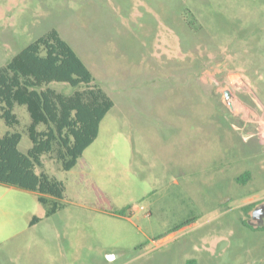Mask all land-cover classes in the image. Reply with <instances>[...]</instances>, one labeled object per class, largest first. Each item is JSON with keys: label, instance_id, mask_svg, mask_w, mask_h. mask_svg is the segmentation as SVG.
Instances as JSON below:
<instances>
[{"label": "rangeland", "instance_id": "374dc122", "mask_svg": "<svg viewBox=\"0 0 264 264\" xmlns=\"http://www.w3.org/2000/svg\"><path fill=\"white\" fill-rule=\"evenodd\" d=\"M51 30L114 106L73 169L42 157L64 206L46 218L36 200L0 264H264L243 210L264 202V0H0V67ZM13 113L0 137L26 153L30 117Z\"/></svg>", "mask_w": 264, "mask_h": 264}, {"label": "trees", "instance_id": "16d2710c", "mask_svg": "<svg viewBox=\"0 0 264 264\" xmlns=\"http://www.w3.org/2000/svg\"><path fill=\"white\" fill-rule=\"evenodd\" d=\"M52 83L76 90L64 95L52 89ZM16 105L25 106L29 114L26 131L31 147L26 153L19 150L21 134L16 131L0 137V185L35 193L48 218L64 206L65 187L43 171L36 173L43 166L42 157L53 159L64 171L73 169L97 138L114 103L73 48L51 30L0 67V116L8 127L19 124L13 113ZM40 125L43 130H38ZM249 178L244 172L237 181ZM253 207L243 210L248 213ZM39 220L33 217L30 225Z\"/></svg>", "mask_w": 264, "mask_h": 264}, {"label": "crops", "instance_id": "0c3cea01", "mask_svg": "<svg viewBox=\"0 0 264 264\" xmlns=\"http://www.w3.org/2000/svg\"><path fill=\"white\" fill-rule=\"evenodd\" d=\"M250 180L251 178H249L247 181ZM258 199L259 198L257 196H253V197L251 196L249 198L248 205H254L252 210L248 212L249 215L253 214V210H255V207L257 206L255 205V202ZM36 200H37V195L32 192H25L14 188L0 191V232L4 229H7L8 227H10L12 230L10 235H8L7 237H3L0 234V244L3 242V240L6 241L8 239H11L13 236L18 235L22 231H25L27 228L33 226L30 225L32 218L40 217L39 215L36 214L37 213V207L35 204ZM113 218L120 219L122 217L115 216ZM251 221H253L254 223L256 222L255 218L254 219L251 218ZM253 226L258 227L256 224ZM119 256L120 254L116 255V258ZM108 257L109 259H113V260L115 259L113 258L114 257L113 255L108 254Z\"/></svg>", "mask_w": 264, "mask_h": 264}, {"label": "flooded vegetation", "instance_id": "af4514ba", "mask_svg": "<svg viewBox=\"0 0 264 264\" xmlns=\"http://www.w3.org/2000/svg\"><path fill=\"white\" fill-rule=\"evenodd\" d=\"M263 206H264V203H263V205L260 204V205L255 207V210H257L258 213L259 212L261 213L260 216L255 218V220H256L255 224L257 226H260V225L263 226L264 225V210H263ZM255 210H253V212ZM251 218H252V215H251Z\"/></svg>", "mask_w": 264, "mask_h": 264}, {"label": "water", "instance_id": "95a60500", "mask_svg": "<svg viewBox=\"0 0 264 264\" xmlns=\"http://www.w3.org/2000/svg\"><path fill=\"white\" fill-rule=\"evenodd\" d=\"M263 210H264V206H263ZM260 214H261L260 212L258 213L257 210H255V211L253 212V214H252V218L254 219V218L260 216Z\"/></svg>", "mask_w": 264, "mask_h": 264}]
</instances>
